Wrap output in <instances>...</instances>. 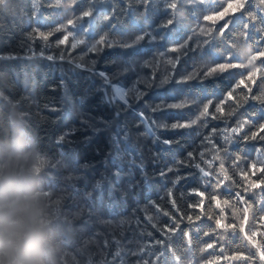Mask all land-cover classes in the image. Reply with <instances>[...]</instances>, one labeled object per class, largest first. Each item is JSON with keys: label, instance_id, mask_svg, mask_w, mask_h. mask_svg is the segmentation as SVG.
Returning a JSON list of instances; mask_svg holds the SVG:
<instances>
[{"label": "trees", "instance_id": "obj_1", "mask_svg": "<svg viewBox=\"0 0 264 264\" xmlns=\"http://www.w3.org/2000/svg\"><path fill=\"white\" fill-rule=\"evenodd\" d=\"M101 38L111 46L91 51ZM260 52L261 0H0V183L34 188L55 264H264V186L241 177L258 180L264 160ZM229 62L242 67L209 74ZM112 85L143 95L122 101Z\"/></svg>", "mask_w": 264, "mask_h": 264}, {"label": "clouds", "instance_id": "obj_2", "mask_svg": "<svg viewBox=\"0 0 264 264\" xmlns=\"http://www.w3.org/2000/svg\"><path fill=\"white\" fill-rule=\"evenodd\" d=\"M0 264H55L35 190L18 176L0 183Z\"/></svg>", "mask_w": 264, "mask_h": 264}, {"label": "snow or ice", "instance_id": "obj_3", "mask_svg": "<svg viewBox=\"0 0 264 264\" xmlns=\"http://www.w3.org/2000/svg\"><path fill=\"white\" fill-rule=\"evenodd\" d=\"M142 3H144L145 5H147L148 0H142ZM261 3L264 4V0H261ZM167 7L170 8V9H172V10H174V11L171 13V17L172 18H169V19H167V20H165L163 22V25L162 26H164V27L170 26L174 22L176 23V20H175L176 11L175 10L178 8V3L177 2H171V3H169L167 5ZM243 8H244V3L243 2H240V3L235 4V5L229 3L228 6H227V8L224 10V12L220 13V17L223 18V16L227 12H229V10L236 11V10L243 9ZM91 15H92V13H91L90 10L83 11V13H82V17H89ZM205 19L211 20L212 17L211 16H208ZM68 25H71V26L75 27L76 26V21H74V20H68L67 21V25H61V27L55 29V31H63ZM226 27H227V22L225 23V25H222L221 26L222 31L220 33H218V35H221L222 36L223 35V29L226 28ZM200 33L201 34H207L206 33V30L204 28H201L200 29ZM39 34H40V36L42 38L47 39V36L45 35V33L41 32ZM52 34L53 33H48L47 35H52ZM69 35H71V33H69ZM140 39H143V36L139 37L136 41H134V43H138ZM67 41H68V35H65L62 40H59V44L63 45ZM81 43H84V42L81 41V40H76L75 43L73 45H71V46L72 47H75L76 44H81ZM106 43L108 44V46H111V41H106V39L101 38L99 41H97L96 44L90 45V49L93 52H98V51L101 50V48L98 47V46H103ZM231 46L233 47V45H231ZM178 50L179 49H173V51H178ZM260 56H264V52H260L259 54H256V56L254 57V59L257 60V59L260 58ZM48 58L49 59H53V57H48ZM237 59L239 60L238 57H237ZM145 63L147 64L148 62H145ZM169 63H172V62L170 61ZM77 66H80L81 67V65H79V64H77ZM235 67H240L241 68L242 65L240 63H231V62H229V63H221V64L218 65V67L211 69V71L209 72V74H211V72H215V71H225V70H228L229 68H235ZM91 69L92 68L89 67V70H91ZM128 70H129L128 68L121 69V71H128ZM259 71L260 70L257 69V73ZM100 75L101 76H105L104 73H101ZM252 77H253V74L249 72L248 73V79L251 80ZM193 78H194L193 76H184L183 78L178 79L177 82L178 83H186L188 80H191ZM168 79H169V77H167V76L164 77L160 81V84L167 83L168 82ZM105 80H106V83L111 84V81L109 80L108 77L105 76ZM137 83L138 84H143L145 86V88L150 87V84L147 81H144V80L137 81ZM240 83H243V81L241 80ZM112 86L115 88V91L117 93H119V95H120V97L122 99H126V97L129 96V95H134V96H137V97L143 95V92L140 90V88L139 87H136V86L133 87V88H130L128 91H122L121 90V87L119 85H112ZM228 95H229V98H231V93H229ZM262 96H264V92H262ZM256 98H260V97H256ZM190 103H191L190 101L184 100L182 102H177V103L169 104V105H166V106L167 107H170V108H184V107L189 106ZM157 107L158 108L165 107V105H158ZM208 108H209V105L208 104H205L203 106V110L201 112V116H204V117H207L208 116ZM215 111L216 112H219V111H221V109L219 107H217L215 109ZM195 123H197V121H191L189 123L177 122V123H174L171 127H173V128H176V127H186L187 128V127H192V125H194ZM247 123H249V122L248 121H244L243 123L238 124L237 128L230 129V131H232L233 133H235L236 131H238L239 129H241L244 124H247ZM227 131H229V129H225V132H227ZM259 131H264V125H260ZM225 139L226 140H229V139H231V137H228L226 135L225 136ZM191 155L192 154L190 153L189 156H191ZM217 159H220V157L217 156ZM183 163H184V161H180V164L181 165H183ZM259 164H260V167H257V164L256 163H253L250 166V169H249V171H251V173L253 175H255L257 172L260 173V176H259V179L258 180H252L250 178V176L248 175L247 172H242L241 173L242 179L247 183V187L244 189L245 191L260 189V188H262V186H264V160L260 161ZM197 167H199V166L197 165ZM220 167H221V171L223 173L224 180H231V177H229L227 175L226 170H224L223 164H221ZM204 174L205 175H209V173H207V172H205ZM176 182H178V180ZM73 191H74V189H73ZM198 194L201 195V196H203V193H198ZM237 195H239V194L237 193ZM212 199L215 200L216 197L213 196ZM240 199L243 200V197H240ZM173 203H174V201H173ZM202 203H203V201H201V204ZM225 203H227V202H225ZM217 206H219V204H217ZM244 211H245V213H247L248 208H245ZM165 214H167V213H165ZM188 219H191V217H188ZM244 220L245 221L247 220V216L244 217ZM216 227L217 228H222V229H235L236 228V225L235 224H222L220 220H217L216 221ZM242 230L243 229H241V231ZM185 235L187 237V234H185ZM245 235H247V234H245ZM253 235H255V233H253ZM189 242H190V240H189ZM211 246L212 245H209V247H211ZM115 255L116 256H119L120 255L119 251H117L115 253ZM236 258H238V259H245V257H242V256H238ZM177 259H179V258L177 257Z\"/></svg>", "mask_w": 264, "mask_h": 264}, {"label": "rangeland", "instance_id": "obj_4", "mask_svg": "<svg viewBox=\"0 0 264 264\" xmlns=\"http://www.w3.org/2000/svg\"><path fill=\"white\" fill-rule=\"evenodd\" d=\"M121 90H122V89H121ZM114 91H115V88H114ZM122 91H123V90H122ZM115 95H116L117 97L121 98L120 95H119V93H117L116 91H115ZM121 100H122V101H125V100H127V98H126V99H122V98H121Z\"/></svg>", "mask_w": 264, "mask_h": 264}]
</instances>
